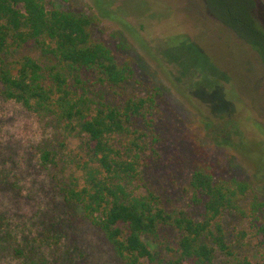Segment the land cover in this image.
Returning <instances> with one entry per match:
<instances>
[{
    "label": "trees",
    "instance_id": "16d2710c",
    "mask_svg": "<svg viewBox=\"0 0 264 264\" xmlns=\"http://www.w3.org/2000/svg\"><path fill=\"white\" fill-rule=\"evenodd\" d=\"M57 1L0 0V96L52 128L55 135L40 145L38 159L44 170L52 171L65 215L78 218L80 210L122 264H254L241 254L248 234L236 229L230 242L226 220L234 216L248 221L256 246L264 248L263 205H247L252 180L264 171V163L260 170L247 163L252 180L227 179L207 165H196L190 191L192 203L204 211L199 221L167 209L151 187L149 172L160 159L162 140L147 122L149 117L153 122L158 100L164 97L162 87L151 96H130L135 66L121 64L98 29L114 20L131 29L123 20L127 14L162 19L165 10L157 0H94L92 12L59 10ZM117 1L121 8L114 11ZM202 2L206 15L247 46L264 70V23L257 0ZM169 41H175L173 47H195L208 57L185 36ZM201 75L205 85L210 75ZM74 140L77 146L70 149ZM63 234L45 237L40 247L60 253L66 241L63 249L70 259L75 244L71 235ZM1 240L18 261L46 264L38 241L19 240L9 230ZM147 240L160 250H152Z\"/></svg>",
    "mask_w": 264,
    "mask_h": 264
},
{
    "label": "rangeland",
    "instance_id": "374dc122",
    "mask_svg": "<svg viewBox=\"0 0 264 264\" xmlns=\"http://www.w3.org/2000/svg\"><path fill=\"white\" fill-rule=\"evenodd\" d=\"M157 1L166 18L149 15L141 19L127 14L123 20L131 29L114 20L102 23L98 31L121 64L135 66V79L127 91L130 96H151L162 87L164 97L158 100L153 122L151 117L147 122L162 140L161 156L149 172V181L167 209L186 212L199 221L204 211L192 203L190 191L196 165H207L227 179L252 180L248 164L260 170L264 163V70L247 46L206 15L202 0ZM257 2V14L264 23L263 0ZM54 7L92 12L96 3L60 0ZM120 8L117 1L112 10ZM181 35L208 57L195 47L179 49L173 47L175 41L168 42ZM137 62H141L138 67ZM202 72L210 75L203 80L205 85L198 78ZM232 87L235 95H229ZM54 135L46 121L0 96V264H24L2 243L1 234L8 230L19 240L38 241L46 264H122L101 232L83 220L80 210L78 218L65 215L52 171L41 167L37 152ZM76 146L77 141H71L70 149ZM252 181L254 190L247 205H263L264 219V171ZM248 223L234 216L227 219L229 240L236 229L247 233V246L241 254L261 264L264 248L256 246ZM63 233L71 235V245L75 244L70 259L64 253L66 241L60 253L40 247L45 237ZM147 243L152 250H160L159 244Z\"/></svg>",
    "mask_w": 264,
    "mask_h": 264
}]
</instances>
